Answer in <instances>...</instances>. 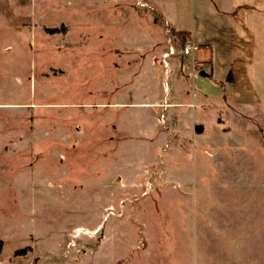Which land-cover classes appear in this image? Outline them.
I'll use <instances>...</instances> for the list:
<instances>
[{"label": "rangeland", "instance_id": "rangeland-1", "mask_svg": "<svg viewBox=\"0 0 264 264\" xmlns=\"http://www.w3.org/2000/svg\"><path fill=\"white\" fill-rule=\"evenodd\" d=\"M0 239V264H264V0H0Z\"/></svg>", "mask_w": 264, "mask_h": 264}, {"label": "built area", "instance_id": "built-area-1", "mask_svg": "<svg viewBox=\"0 0 264 264\" xmlns=\"http://www.w3.org/2000/svg\"><path fill=\"white\" fill-rule=\"evenodd\" d=\"M197 47L195 45H193V43H191V40L186 42L184 45H182L178 50L174 49V48H170L168 52H165L162 54L163 58L171 55V54H182V55H190L194 50H196ZM166 105H168L165 102H162V104H160V106H162V109H164L166 107ZM165 115L161 112L159 114V121H161L162 123H165ZM79 230V229H77Z\"/></svg>", "mask_w": 264, "mask_h": 264}, {"label": "trees", "instance_id": "trees-1", "mask_svg": "<svg viewBox=\"0 0 264 264\" xmlns=\"http://www.w3.org/2000/svg\"><path fill=\"white\" fill-rule=\"evenodd\" d=\"M154 17H156L157 22L161 23V15L159 13H157L156 11L154 12ZM62 28L63 27H60V28H58V27H50V28L46 27L45 30H46V32H48L50 34H53V33L59 32ZM176 33L179 34L182 42L187 40L191 35V33L189 31H183V30H178V31H176ZM140 243H142V242H140ZM142 244H144V243H142ZM0 249H1V239H0ZM130 256L131 255L128 254L126 257L119 259L116 262V264H124L130 258Z\"/></svg>", "mask_w": 264, "mask_h": 264}, {"label": "crops", "instance_id": "crops-1", "mask_svg": "<svg viewBox=\"0 0 264 264\" xmlns=\"http://www.w3.org/2000/svg\"><path fill=\"white\" fill-rule=\"evenodd\" d=\"M158 13H160L159 11H157ZM161 14V13H160ZM64 26V25H63ZM46 28V27H45ZM44 28V29H45ZM62 31H63V33H66V31H67V28L64 26V28H62L61 29ZM155 105V104H154ZM144 240H146V244H143V246H142V248H137L140 252L139 253H141L142 255L144 254V251L146 252V248L148 247V238L146 237V239H144ZM109 242V247L112 245H114V241L112 242V244H111V241H108ZM136 248V245L135 244H133L132 246L130 245V247H129V252L128 253H126V254H124V256H122V257H120L119 259H121V258H124V257H126L128 254H130L131 256H130V258L124 263V264H128L129 262H131L132 261V259H133V256H132V254H131V252H132V250H134ZM118 259V260H119ZM117 260V261H118ZM148 262V261H147Z\"/></svg>", "mask_w": 264, "mask_h": 264}, {"label": "water", "instance_id": "water-1", "mask_svg": "<svg viewBox=\"0 0 264 264\" xmlns=\"http://www.w3.org/2000/svg\"><path fill=\"white\" fill-rule=\"evenodd\" d=\"M200 73H203L202 71H199ZM195 131H202V127L200 125H195L194 127Z\"/></svg>", "mask_w": 264, "mask_h": 264}, {"label": "bare ground", "instance_id": "bare-ground-1", "mask_svg": "<svg viewBox=\"0 0 264 264\" xmlns=\"http://www.w3.org/2000/svg\"><path fill=\"white\" fill-rule=\"evenodd\" d=\"M79 230H80V228H79Z\"/></svg>", "mask_w": 264, "mask_h": 264}]
</instances>
